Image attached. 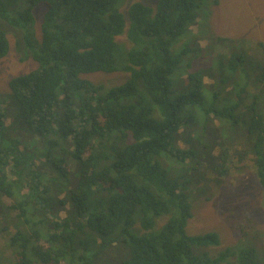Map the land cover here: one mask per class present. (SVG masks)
Returning a JSON list of instances; mask_svg holds the SVG:
<instances>
[{
  "label": "trees",
  "instance_id": "obj_1",
  "mask_svg": "<svg viewBox=\"0 0 264 264\" xmlns=\"http://www.w3.org/2000/svg\"><path fill=\"white\" fill-rule=\"evenodd\" d=\"M18 1L0 0L1 28L21 34L36 5L45 11L39 28L20 39L36 69L8 80L19 102L14 119L45 137L46 147L30 155L21 140H6L11 133L0 103V204L8 199L3 222L9 221L0 224V237L13 263L94 264L118 230L127 248L121 264H231L224 263L228 251L193 253L192 246L220 240L215 232L185 231L192 216L188 187L174 173L178 162L190 159V170L207 166L208 152L219 167L197 170L194 179L219 185L229 170L251 162L264 205V60L253 75L246 72L245 84L234 79L224 105L216 107L214 85L231 82L227 69L242 76L238 63L247 54L234 49L228 59L202 55L201 66L194 68V59L181 66L191 50L173 44L204 0H136L126 11L124 0H27L13 8ZM7 35L0 31V58L9 50ZM256 46L264 52L263 40ZM113 72L124 73V82L106 86L81 77ZM49 164L72 186L46 183ZM210 170L216 176H208ZM136 215L138 234L132 232ZM154 224L158 232H148ZM251 237L264 242L261 233ZM255 246L232 250V262L264 264V246L260 253Z\"/></svg>",
  "mask_w": 264,
  "mask_h": 264
},
{
  "label": "rangeland",
  "instance_id": "obj_2",
  "mask_svg": "<svg viewBox=\"0 0 264 264\" xmlns=\"http://www.w3.org/2000/svg\"><path fill=\"white\" fill-rule=\"evenodd\" d=\"M133 1L136 0H124L121 9L126 11L128 5ZM138 1L151 5L156 2V0ZM27 3V0H19L13 8L22 9ZM44 11V4L36 5L33 9L34 18L30 23L24 25L25 30L21 34H19L20 30L0 27V31H5L8 34L9 41L7 54L0 58V103L6 111L5 125L11 133L9 139L6 140H21L29 154L32 151L37 156L44 153L46 138L34 134L23 120L14 119L19 111V102L11 96L8 80L13 76L36 69L37 63L32 59L31 51L26 52L20 39L22 35L34 33V28H39ZM124 39V37H120L119 41ZM258 40L264 41V0H204L197 11V18L194 23L186 28L185 33L174 42L173 47L175 43L179 42L184 47L190 48L191 52L187 53L181 61V66L194 59L192 61L194 68L201 66L199 59L204 61L207 57L216 58V56L217 61L223 58L228 59L234 49L240 51L242 55L247 54V60L244 59L243 62L238 63V73H242V76L227 69L224 74L229 77L231 82L225 83L227 85L218 82L213 87V90L217 91L215 105L221 107L224 105L228 94L233 90L234 79L237 78L242 84H245L247 81L246 72L248 71L250 75H253L257 70L256 63L264 60V52L256 46ZM202 55L205 58H202ZM205 66L211 65L206 64ZM176 76L177 73L174 77ZM81 77H87L97 83L110 86L123 83L126 75L122 72H113L84 74ZM213 123L218 125V120H214ZM212 128L209 134L214 133ZM216 130L221 134L219 128ZM178 143L185 146V140L182 137L179 138ZM213 151L215 153L220 151V147L216 146ZM230 154H233V151ZM161 156L164 158L165 154ZM203 156L209 162L207 166L205 164L199 165L190 170L189 168L193 166L190 159L191 162H178V172L174 173V176L179 178L185 189L188 187L186 195L192 216L187 220L185 231L190 235L215 232L220 240L218 245L206 248L192 246L193 253L215 256L220 252L228 251L224 263L231 261V264H235L231 258L232 250L256 245L255 248L260 253L262 246H264V242H261L259 237H251L252 235L255 237L259 233L264 236L263 192L254 179L253 167L250 166L251 162H248V167L244 170H229L219 185L208 177L197 182L194 179L197 170L202 171L201 169L212 166L219 167V161L213 156L211 157L208 152L204 153ZM36 160L38 161V158ZM157 160L171 174V166L163 165L161 160ZM232 160L235 161L236 165V157L233 155ZM43 168H45L44 180L46 183L49 182L52 187L66 189L67 186H72L71 182L67 183L50 164L44 165ZM208 176L214 177L216 174L210 170ZM1 198L0 222H3V219H7L4 218V205L7 204L8 199L4 196ZM67 209H63V211L65 213L67 211V215H71L73 212ZM165 220L166 218L159 219L158 225L161 226ZM8 222L5 221L0 224L3 226L4 223L7 224ZM17 223L18 220L16 219L10 224L16 226ZM138 223L136 215L135 224L132 228L133 233H137L136 225ZM158 229L154 224L148 232L156 233ZM112 238L114 239L113 243L99 255L94 264H121L125 259L127 248L118 230L114 232ZM257 244L259 245L257 246ZM8 251V246L3 243L0 237V264H14ZM262 261L264 262V258Z\"/></svg>",
  "mask_w": 264,
  "mask_h": 264
},
{
  "label": "bare ground",
  "instance_id": "obj_3",
  "mask_svg": "<svg viewBox=\"0 0 264 264\" xmlns=\"http://www.w3.org/2000/svg\"><path fill=\"white\" fill-rule=\"evenodd\" d=\"M2 221V220H1Z\"/></svg>",
  "mask_w": 264,
  "mask_h": 264
}]
</instances>
